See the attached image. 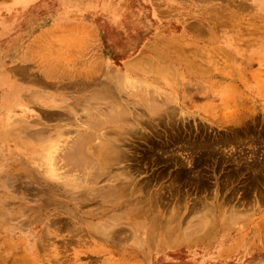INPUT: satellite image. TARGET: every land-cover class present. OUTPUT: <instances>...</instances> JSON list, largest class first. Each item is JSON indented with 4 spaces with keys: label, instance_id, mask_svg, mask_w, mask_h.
I'll return each instance as SVG.
<instances>
[{
    "label": "rangeland",
    "instance_id": "1",
    "mask_svg": "<svg viewBox=\"0 0 264 264\" xmlns=\"http://www.w3.org/2000/svg\"><path fill=\"white\" fill-rule=\"evenodd\" d=\"M104 1L122 40L95 100L35 121L0 95V264H264V0ZM52 2L0 0V74Z\"/></svg>",
    "mask_w": 264,
    "mask_h": 264
},
{
    "label": "crops",
    "instance_id": "2",
    "mask_svg": "<svg viewBox=\"0 0 264 264\" xmlns=\"http://www.w3.org/2000/svg\"><path fill=\"white\" fill-rule=\"evenodd\" d=\"M52 1L45 17L18 24L2 51L0 95L35 121L44 112L73 113L86 99L95 100L97 91L90 89L102 75L109 81L115 73L103 48L122 40V14L115 1L104 12L114 20L103 14L102 23L95 18L101 16L98 9L88 7L97 0Z\"/></svg>",
    "mask_w": 264,
    "mask_h": 264
},
{
    "label": "bare ground",
    "instance_id": "3",
    "mask_svg": "<svg viewBox=\"0 0 264 264\" xmlns=\"http://www.w3.org/2000/svg\"><path fill=\"white\" fill-rule=\"evenodd\" d=\"M254 1H256V0H254ZM91 2H95V3H98L100 6H101V8L103 9V11L105 12V8H107V7H109L110 6V4L109 3H107V2H103V0H97V2L96 1H91ZM261 2V1H260ZM262 2H264V1H262ZM17 3V2H16ZM89 3H90V1H89ZM257 4H259V3H257ZM263 4V3H262ZM261 4V5H262ZM23 6V5H22ZM11 7H13V8H20L21 7V4H19V3H17V4H15L14 6L12 5ZM261 7V6H260ZM114 8V7H113ZM110 10V9H109ZM106 14V13H105ZM107 15V14H106ZM109 16H112V15H109ZM120 17H122V16H120ZM71 31V30H70ZM136 59H138L137 58V55H135V57L133 56L131 59H129V60H127V61H124L123 63H122V66H125L126 67V65H128V64H132L133 65V63L134 62H136ZM156 60V59H155ZM154 60V61H155ZM141 64V63H140ZM160 72V71H159ZM157 73V72H156ZM158 74V73H157ZM116 76V74L114 75V77ZM117 80V79H116ZM118 84V83H117ZM120 84V83H119ZM118 84V85H119ZM137 85V84H136ZM126 86V85H125ZM143 87V86H142ZM134 88V87H133ZM140 88V87H139ZM140 90V89H139ZM140 91H142V90H140ZM139 91V92H140ZM149 92V91H148ZM150 93V92H149ZM132 94V93H131ZM137 95V94H136ZM140 95V94H139ZM138 95V96H139ZM152 96V95H151ZM110 97V96H109ZM115 97V96H114ZM144 97V96H143ZM150 97V96H149ZM142 98V97H141ZM104 99H105V97H104ZM154 101V100H153ZM132 102V101H131ZM143 102H145V101H143ZM142 102V103H143ZM129 103V102H128ZM131 104V103H130ZM137 104V103H136ZM139 104V103H138ZM147 104V103H146ZM145 104V105H146ZM149 104H151V103H149ZM144 105V104H143ZM132 106V105H131ZM138 106V105H137ZM151 106V105H150ZM153 106V105H152ZM124 107V106H123ZM122 107V108H123ZM140 107V106H139ZM146 108H147V105H146ZM150 108V107H149ZM152 108V107H151ZM158 108V107H157ZM121 109V108H120ZM125 109V108H124ZM153 109H154V106H153ZM152 109V110H153ZM111 110V109H110ZM123 111V110H122ZM156 111V110H155ZM124 112V111H123ZM127 112V111H126ZM125 112V113H126ZM100 113H102V112H100ZM99 113V114H100ZM105 114V113H104ZM115 114V113H114ZM117 114H119V115H121L120 113H118L117 112ZM128 114V113H127ZM126 114V115H127ZM148 114V113H147ZM107 115H108V112H107ZM116 115V114H115ZM150 115V114H149ZM89 116V115H88ZM91 116H92V114H91ZM113 116V115H112ZM125 116V115H124ZM90 117V116H89ZM105 117V116H104ZM109 117V116H108ZM91 118V117H90ZM110 118H112L111 117V115H110ZM89 119V118H88ZM87 119V120H88ZM104 119H106V118H104ZM113 119V118H112ZM126 119V118H125ZM90 120V119H89ZM92 120V119H91ZM114 120H116V118L114 119ZM113 120V121H114ZM127 120V119H126ZM136 120V119H135ZM130 121V120H129ZM128 122V121H127ZM92 123H94V122H92ZM97 123H98V121H97ZM107 123V122H106ZM86 124H88V123H86ZM90 124V123H89ZM88 124V125H89ZM130 124V123H129ZM91 125V124H90ZM93 125V124H92ZM104 125V124H103ZM132 125V124H131ZM93 127V126H92ZM102 128V127H101ZM94 131V130H93ZM140 131V130H139ZM97 132V131H96ZM91 136V135H90ZM100 136V135H99ZM107 136V135H106ZM101 137V136H100ZM113 137H115V136H113ZM86 138H87V136H86ZM99 138V137H98ZM97 138V139H98ZM179 138V137H178ZM238 138V137H237ZM248 138V137H247ZM104 139V138H103ZM84 140V139H83ZM89 140V139H88ZM87 139H86V141H88ZM99 140H100V138H99ZM106 140V139H105ZM104 140V141H105ZM178 142V141H177ZM219 142V141H218ZM230 142V141H229ZM78 143H79V140H78ZM78 143H76V144H78ZM103 143V142H102ZM87 144V143H86ZM88 144H89V142H88ZM116 145H118V144H116ZM224 145V144H223ZM234 145V144H233ZM112 146V145H111ZM119 146V145H118ZM219 146V145H218ZM110 148V147H109ZM112 148H114L113 146H112ZM82 149H84V148H82ZM115 150H116V147L114 148ZM166 149V148H165ZM206 149V148H205ZM108 150H110V149H106V151H107V153H108ZM252 150H254V149H252L251 148V151ZM71 151V150H70ZM111 151H114V150H111ZM258 151V150H257ZM68 152V151H67ZM117 152H118V150H117ZM112 153V152H109L108 154H105V155H100L101 156V158H100V160H101V162H105V164L106 163H109V162H106V161H110V160H114L115 162H119V161H122L121 159H122V156L121 155H119V152L118 153ZM105 153V152H104ZM54 154V153H53ZM55 154H56V152H55ZM63 155V154H62ZM73 155V154H72ZM67 156V155H66ZM68 156H70L69 155V153H68ZM75 156V155H74ZM51 158V157H50ZM62 158V157H61ZM91 158V157H90ZM250 158H251V156H250ZM68 159V158H67ZM66 159V160H67ZM78 160H79V158H77ZM238 159V158H237ZM264 159V158H263ZM81 160L82 159H80V163L79 164H81ZM88 160V159H87ZM90 160V159H89ZM99 160V161H100ZM148 160V159H147ZM255 160V159H254ZM91 161V160H90ZM259 161V160H258ZM51 162V161H50ZM54 162V161H53ZM69 162L71 163V164H73L74 166H76L75 164V162H77L76 160H69ZM89 162V161H88ZM88 162H87V164H88ZM70 163H68V164H70ZM84 163V162H83ZM113 163V162H112ZM91 164V163H90ZM93 164V163H92ZM254 164V163H253ZM72 165V166H73ZM108 165V164H107ZM110 165V164H109ZM68 166V165H67ZM70 166V165H69ZM71 166V167H72ZM80 165H78V167H79ZM87 166V165H86ZM135 166V165H134ZM252 166V165H251ZM259 167V166H258ZM49 168V167H48ZM70 168V167H69ZM97 168H98V166H97ZM96 168V169H97ZM108 168V167H107ZM219 168V167H218ZM254 168H255V166H254ZM257 168V167H256ZM49 169H51V168H49ZM68 169V168H67ZM79 169H81V168H79ZM109 169V168H108ZM70 170V169H69ZM68 170V171H69ZM71 170H73V167H72V169ZM238 170V169H237ZM88 171V170H87ZM97 171V170H96ZM79 172H80V170H79ZM82 172V171H81ZM100 172V171H99ZM107 172V171H106ZM101 173V172H100ZM79 174V173H78ZM99 174V173H98ZM83 175V174H82ZM105 175V174H104ZM229 175V174H228ZM84 176V175H83ZM97 176V175H96ZM81 178H82V176H80ZM102 177V176H101ZM118 177H120V176H118ZM92 178V177H91ZM95 178V177H94ZM97 178V177H96ZM114 178V177H113ZM121 178H123V177H121ZM73 179V178H72ZM84 179V178H83ZM98 179V178H97ZM105 179V178H104ZM110 179H112V178H110ZM118 179V178H117ZM74 180V179H73ZM91 180V179H90ZM95 180V179H94ZM77 181H79V180H77ZM77 181H76V183H77ZM125 181V180H124ZM81 182V181H80ZM83 182V181H82ZM87 182V181H86ZM110 182H112V181H110ZM75 183V182H74ZM126 184V183H125ZM108 185V184H107ZM111 185V184H110ZM71 186V185H70ZM128 186V185H127ZM111 187V186H110ZM71 188V187H70ZM133 188V187H132ZM221 188V187H220ZM107 189V188H106ZM127 189V188H126ZM101 190V189H100ZM110 190V189H109ZM95 191V190H94ZM94 191H93V193H94ZM97 191V190H96ZM111 191V190H110ZM122 191H125V190H122ZM160 191V190H159ZM98 192V191H97ZM117 192V191H116ZM140 192V191H139ZM258 192V191H257ZM100 193V192H99ZM102 193V192H101ZM114 194H115V191H114ZM117 194V193H116ZM115 194V195H116ZM122 194H124V193H122ZM121 194V195H122ZM104 195H106V194H104ZM119 195V194H118ZM118 195H117V197H118ZM128 195V194H127ZM101 197V196H100ZM110 197V196H109ZM121 197V196H120ZM246 198V197H245ZM259 198V197H258ZM103 199H105V198H103ZM155 200V199H154ZM145 206H146V204H145ZM151 207V206H150ZM156 208V207H155ZM149 209V208H148ZM133 210V209H132ZM131 210V211H132ZM155 210V209H154ZM207 210V209H206ZM147 211H149V210H147ZM241 211V210H240ZM141 212H142V210H141ZM148 213V212H147ZM123 214V213H122ZM128 215H129V213H128ZM136 215V214H135ZM154 215V214H153ZM168 215V214H167ZM116 216V218H118L117 217V215H115ZM130 216H131V214H130ZM148 217H149V215H148ZM201 217V216H200ZM230 218V217H229ZM111 219H112V217H111ZM146 219V218H145ZM233 219V218H232ZM124 220H125V218H124ZM123 220V221H124ZM176 220V219H175ZM116 221V220H115ZM115 221H113L112 220V222H115ZM120 221V220H119ZM118 221V222H119ZM230 221V220H229ZM138 222V221H137ZM168 222V221H167ZM140 223V222H139ZM202 223V222H201ZM205 223V222H204ZM203 223V224H204ZM141 224V223H140ZM166 224V223H165ZM231 224V223H230ZM261 224V223H260ZM263 225V224H262ZM112 226V225H111ZM114 226V225H113ZM150 226H152L151 224H150ZM137 227V226H136ZM99 228V227H98ZM138 228V227H137ZM130 229V228H129ZM97 230V229H96ZM131 230V229H130ZM100 231V230H99ZM103 231V230H102ZM139 231V230H138ZM108 233V232H107ZM135 233V232H134ZM138 233V232H137ZM132 234H133V232H132ZM129 235V234H128ZM132 238V237H131Z\"/></svg>",
    "mask_w": 264,
    "mask_h": 264
}]
</instances>
